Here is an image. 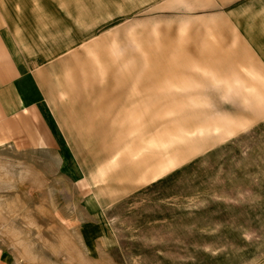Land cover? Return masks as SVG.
I'll use <instances>...</instances> for the list:
<instances>
[{
    "label": "rangeland",
    "instance_id": "374dc122",
    "mask_svg": "<svg viewBox=\"0 0 264 264\" xmlns=\"http://www.w3.org/2000/svg\"><path fill=\"white\" fill-rule=\"evenodd\" d=\"M0 264H264V0H0Z\"/></svg>",
    "mask_w": 264,
    "mask_h": 264
},
{
    "label": "crops",
    "instance_id": "0c3cea01",
    "mask_svg": "<svg viewBox=\"0 0 264 264\" xmlns=\"http://www.w3.org/2000/svg\"><path fill=\"white\" fill-rule=\"evenodd\" d=\"M232 14H234V13H232ZM239 22H242L243 24H245L246 23V15L242 19H239Z\"/></svg>",
    "mask_w": 264,
    "mask_h": 264
}]
</instances>
